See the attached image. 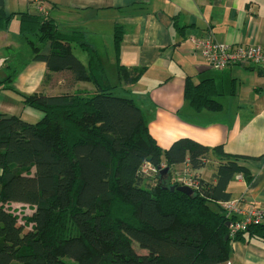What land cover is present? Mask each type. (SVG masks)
I'll return each mask as SVG.
<instances>
[{"label":"trees","instance_id":"16d2710c","mask_svg":"<svg viewBox=\"0 0 264 264\" xmlns=\"http://www.w3.org/2000/svg\"><path fill=\"white\" fill-rule=\"evenodd\" d=\"M13 16L32 61L66 72L72 83L56 93L20 95L24 106L42 113L36 123L0 114V264H221L233 242H264V219L229 236L235 217L221 207L231 198L227 186L236 174L249 180L238 159L212 149L219 159L214 180H201L210 149L180 138L162 150L136 102L116 93L119 84L136 83L143 69L127 70L116 59L121 83H111L85 31L61 29L43 9L7 20ZM122 34L115 26L116 57ZM76 49L86 53V63ZM13 67L0 81L12 92ZM78 82L92 88L74 90ZM183 96L195 112L221 108L212 78L185 77ZM145 163L154 171L146 173ZM184 163L197 182L192 195L174 182L175 166ZM19 203L33 208V227L25 229L7 208Z\"/></svg>","mask_w":264,"mask_h":264},{"label":"crops","instance_id":"0c3cea01","mask_svg":"<svg viewBox=\"0 0 264 264\" xmlns=\"http://www.w3.org/2000/svg\"><path fill=\"white\" fill-rule=\"evenodd\" d=\"M41 7L61 29L83 30L89 45L96 51L104 49L98 54L115 80L117 60L127 70L143 69L134 84L115 82L121 83L116 93L140 107L158 146L167 150L174 141L188 138L208 147V161L197 173L206 182L214 180L219 162L212 149L221 147L249 172V180L236 174L228 184L230 200L242 198L264 212V75L243 66L211 70L188 40L195 35L230 46L264 48V0H43ZM37 12L29 0H0V81L9 65L17 71L11 84L14 92L0 82V114L19 115L32 124L42 113L24 106L20 95L56 93L72 83L66 72H48L43 62L32 61L19 33L18 18L7 20L10 15L35 16ZM115 26L123 28L117 57ZM48 52L49 45L41 48V54ZM86 62L87 58L82 63ZM185 77L214 79L221 108L195 112L183 96ZM78 83L74 90L92 88L87 82ZM185 169V163L175 166L178 172ZM221 264H264V242H233Z\"/></svg>","mask_w":264,"mask_h":264},{"label":"built area","instance_id":"2783aa9c","mask_svg":"<svg viewBox=\"0 0 264 264\" xmlns=\"http://www.w3.org/2000/svg\"><path fill=\"white\" fill-rule=\"evenodd\" d=\"M30 1L36 5L39 12L42 11L43 0ZM188 40L201 61L212 70H224L233 65L246 67L251 65L258 67L264 74V48L260 46L238 45L231 48L219 45L211 37L198 38L195 35H191ZM145 170L146 173H150L154 171V168L150 167ZM182 172L174 173V182L188 188H197V182L193 180L194 178L188 170L185 169ZM222 208L229 216L235 217L229 223L230 237L246 231L252 225L262 223L264 219V212L260 208L246 203L242 198L222 203Z\"/></svg>","mask_w":264,"mask_h":264},{"label":"rangeland","instance_id":"374dc122","mask_svg":"<svg viewBox=\"0 0 264 264\" xmlns=\"http://www.w3.org/2000/svg\"><path fill=\"white\" fill-rule=\"evenodd\" d=\"M96 42V41H95ZM215 42V41H214ZM99 46H101V43H97ZM219 45H225V46H228V47H234V46H238V45H243V44H238V45H226V44H223V43H218ZM251 46H259V45H251ZM250 47V46H249ZM261 47V46H260ZM263 48V47H262ZM26 52H30L28 50V48L26 47ZM98 53H104V49H101V48H98ZM74 54L77 56V58L81 61V62H85L86 61V53H82L81 51L79 50H74ZM105 62V60H104ZM107 62H105V66L107 68V65H106ZM109 80L111 83H115V82H118V80H115V78L112 76V73H110L109 71L106 72ZM164 165H161L159 168H164L163 167ZM152 167L149 163H145L144 165V169H148ZM163 170V169H162ZM10 209L11 212H13L15 215H17V219H18V222L21 224V225H25V229L29 228V227H33V224L31 222V220L29 219L33 213V208L29 207V206H25L21 203L19 204H10L8 205V207Z\"/></svg>","mask_w":264,"mask_h":264},{"label":"water","instance_id":"95a60500","mask_svg":"<svg viewBox=\"0 0 264 264\" xmlns=\"http://www.w3.org/2000/svg\"><path fill=\"white\" fill-rule=\"evenodd\" d=\"M166 171H167V169L162 171V173H165ZM174 189H175L174 187L170 188L171 191H173ZM176 189H177V191L182 192V193L187 194V195H192L193 194V191L190 188L186 187V186L177 187ZM227 226H228V224H227Z\"/></svg>","mask_w":264,"mask_h":264}]
</instances>
